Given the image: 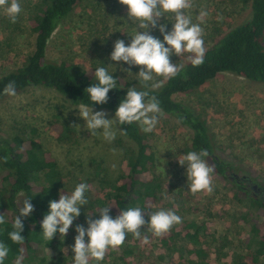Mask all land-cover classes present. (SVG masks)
Instances as JSON below:
<instances>
[{"label":"rangeland","instance_id":"rangeland-1","mask_svg":"<svg viewBox=\"0 0 264 264\" xmlns=\"http://www.w3.org/2000/svg\"><path fill=\"white\" fill-rule=\"evenodd\" d=\"M40 1L21 0L23 11L15 24L0 10V77L21 66L26 55L33 51L35 33L28 21ZM201 8L209 13L202 25L207 48L250 17L251 0H194V7L188 10L194 22ZM171 22V14L160 20V23H166L167 30H171ZM134 29V23L127 17V6L119 0H82L52 33L47 42L46 57L81 68L104 66L109 72H117L122 79L140 83L135 74L140 70L139 66H131L132 72H124L110 60L115 40L124 39L128 44L131 39L128 33ZM151 34L163 39L158 28ZM187 56V53L180 57L173 55L170 59L184 64L188 62ZM121 64L124 68L129 67L126 63ZM158 79L161 84L165 81ZM173 98L205 118L216 143L222 147L219 154L223 158L242 162L244 173L256 174L264 180V82L220 72L199 88L176 93ZM79 106L52 88L30 85L16 92L15 96L6 95L0 101V136L19 135L37 139L42 150L55 159L67 193L76 184L84 182L90 186L91 196L101 195L103 180L110 181L119 175L126 152H134L136 146L122 135L114 116L107 110H104L108 113L106 118H112L114 127L118 129L116 139L111 143L105 141L99 130L91 135L84 128L85 121L78 115ZM162 112L158 125L149 136L154 153V174L161 183L163 196L168 199L163 197L155 210L172 208L183 221L207 222L213 235L209 245L222 247L224 253L254 251L256 243L249 225L252 222L264 223V212L250 205L245 197L240 200L234 197L230 186L217 177H213L215 191L212 194L200 192L193 195L188 190L186 168L178 163V157L192 151V131L175 116ZM58 123L71 125L69 141L57 139ZM96 164H99L97 170ZM85 214L86 210L81 206V215L67 235L48 248V264H73L74 253L70 246L77 235L75 225L87 227ZM145 235L149 238L147 244L142 243L143 236L136 239L129 234L122 245L134 253L135 249L141 251L142 257L135 258V264L150 263L147 254L154 260L160 256L156 251L157 239L150 231ZM116 256L114 249L110 248L103 261L90 260V264H109ZM158 262L168 264L166 259ZM256 264H264V256Z\"/></svg>","mask_w":264,"mask_h":264},{"label":"trees","instance_id":"trees-1","mask_svg":"<svg viewBox=\"0 0 264 264\" xmlns=\"http://www.w3.org/2000/svg\"><path fill=\"white\" fill-rule=\"evenodd\" d=\"M81 1L41 0L38 3L35 13L28 21L30 29L35 33L34 49L26 55L21 66L0 77V101L6 96L3 91L5 85L14 81L16 92L30 85H39L56 90L74 105L85 104L91 107L85 89L90 83L97 82L95 68H81L67 61L46 57L47 42L52 33ZM184 65L179 75L165 80L150 95L158 98L162 111L175 116L191 129L192 151L208 150L209 157L205 159L215 166L213 177L225 181L234 197L239 200L245 197L250 205L259 212H264L263 178L244 173L242 162H231L223 158L219 154L222 147L216 143L205 118L173 98L176 93H187L199 88L220 72H230L248 80L264 82V0H251L250 17L206 48L203 65L193 67L190 61ZM111 73L117 80V88L109 91L106 104L93 103L92 108L107 110L114 116L127 89L135 86L139 90L141 84L122 79L115 71ZM57 125V139L69 141L71 125ZM116 126L124 130L123 136L134 142L136 150L126 152V157L121 162V171L115 179L103 180L101 195L91 196L89 191L86 193L89 203L83 206L86 210L84 218L99 207L111 205L110 215L113 218L120 209L140 207L146 211L147 220V212L155 210V206L164 197L161 183L154 174L155 162L150 136L149 133L142 132L137 123ZM97 169L99 164H96ZM60 193H67V189L57 163L42 150L37 139L19 135L9 138L0 136V213L5 215L7 221L5 225H0V240L10 247L4 264H14L19 255H23L22 264H48V248L61 237L57 233L51 241H45L41 222L48 211L49 201L58 199ZM25 198H30L35 210L31 216L22 218L24 230L21 234L25 236V242L22 245L14 244L7 233L11 230L12 220L18 215V206ZM92 218H99V213H94ZM249 230L256 243L254 251L224 253L222 247L209 245V239H213V235L207 222L184 220L161 237L153 235L157 239L156 251L160 256L154 260L147 254L150 263L145 264H161L158 262L160 259H166L168 264H220L226 261L228 264H256L264 256V223L252 222ZM141 231L142 236L149 232L147 228ZM135 250L134 253V250L126 246L114 249L117 256L109 264H135L134 259L142 257L141 251Z\"/></svg>","mask_w":264,"mask_h":264},{"label":"clouds","instance_id":"clouds-1","mask_svg":"<svg viewBox=\"0 0 264 264\" xmlns=\"http://www.w3.org/2000/svg\"><path fill=\"white\" fill-rule=\"evenodd\" d=\"M119 3L127 6L128 20L134 23L135 29L131 33L127 32L131 37L128 44L124 39L115 40L110 60L124 72H132L131 66H139L140 70L135 74L141 89L138 90L135 86L127 89L115 110V124L137 123L142 132L152 133L163 112L160 101L155 95H150V92L160 87L161 81L158 78L172 79L183 71L184 64L171 61L170 57L173 55L180 57L187 53V59L193 67L204 64L206 33L202 25L209 13L201 8L194 22L192 15L188 13L194 7V0H119ZM0 10L15 24L23 11L21 0H0ZM167 14L172 15L171 30H167L166 23H160L161 18H165ZM157 28L163 39L151 34ZM121 62L129 67L124 68ZM94 76L97 82L90 83L85 89L91 107L81 104L77 108L78 115L85 121L84 128L91 135L99 130L103 139L111 143L116 139L118 129L114 127L112 118H106V111H93L92 104H106L109 91L117 88V80L104 66H97ZM3 91L5 95L15 96V82L10 81ZM119 130L124 133L123 129ZM206 157H209L207 149L188 151L178 157V163L186 168L188 190L193 195L200 192L212 194L215 191V166ZM112 167L115 169L116 166ZM89 190L90 186L81 182L70 192L60 193L58 199L49 201L48 211L41 222L45 241H51L57 233L61 238L67 235L74 221L81 215V206L89 203L86 195ZM164 198L168 199L167 196ZM110 208L111 205L97 208L94 213H99V218L93 219L94 213L87 214V227L83 224L75 225L77 235L74 237V244L70 246L74 253L73 264H90V260L103 261L108 250L121 247L129 234L140 239L144 228L154 236L161 237L183 222V218L172 208L161 207L147 212V220L146 211L140 207L120 209L115 218L110 215ZM34 210L30 198L23 199L18 206V215L12 220L11 230L7 233L12 243L22 245L25 242V236L21 234L24 230L22 218L31 216ZM6 223L5 215L0 213V225ZM148 242V236L143 235L142 243ZM9 253V245L0 240V264H4ZM22 261L23 255H19L14 264H22Z\"/></svg>","mask_w":264,"mask_h":264}]
</instances>
